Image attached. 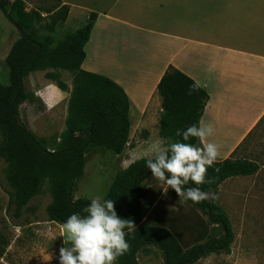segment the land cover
I'll return each mask as SVG.
<instances>
[{
	"label": "crops",
	"instance_id": "crops-1",
	"mask_svg": "<svg viewBox=\"0 0 264 264\" xmlns=\"http://www.w3.org/2000/svg\"><path fill=\"white\" fill-rule=\"evenodd\" d=\"M22 1L26 12L40 16L35 27L40 36L52 37L51 47L84 27L93 15L80 68L123 89L129 100L131 136L140 126L150 127L162 113L157 84L171 66L207 94L200 120L215 129L209 140L221 146L218 160L247 159V138L264 121V0ZM63 8L62 19L50 18ZM18 38L17 30L0 29V65H5ZM190 61L197 63V70H191ZM50 71H35L26 79L40 107L26 101L20 109L35 119L67 112L72 83L65 82L67 89L61 91L54 81L40 78ZM148 76L150 80H144ZM25 124L36 135L34 120ZM195 145L200 146L198 138ZM238 177L244 176L234 178Z\"/></svg>",
	"mask_w": 264,
	"mask_h": 264
},
{
	"label": "trees",
	"instance_id": "trees-1",
	"mask_svg": "<svg viewBox=\"0 0 264 264\" xmlns=\"http://www.w3.org/2000/svg\"><path fill=\"white\" fill-rule=\"evenodd\" d=\"M65 9L63 8L64 12ZM0 11L19 33V38L12 43L4 61L9 85L0 84V131L3 137L0 158L7 164L6 182L10 187L9 205L13 207L12 216L19 218L29 201L39 193L40 185L46 178H50L52 202L46 208L48 220L63 225L73 213L86 215L83 209L91 202L71 199V187L83 172L84 148L92 144L115 155L123 152L130 128L129 100L123 89L110 79L80 68L85 57L82 46L89 38L93 15L88 18L84 27L51 47L54 42L52 37L40 36L35 27L40 16L35 12H26L22 0H0ZM62 18L63 15L57 20ZM48 69L52 71L47 72L45 77L54 81L61 91H65L67 87L60 79V71L72 73V90L65 122L70 131L66 132V136L77 134L69 140L65 138L53 152L47 151L45 147L47 139L38 138L21 122L18 115L22 103L39 102L33 92L25 89L28 75ZM157 93L161 99L162 135L170 138L172 142L195 145L197 138L190 137L188 141H184L183 136H177L176 132H183L192 124H198L208 98L205 90L188 76L169 66L157 84ZM82 137L85 142L81 145ZM76 148L78 151L75 163L68 176L63 156ZM39 155H43L41 162ZM258 171L256 162L247 159L217 160L207 171V178L214 182L198 187L202 191L210 192L227 179ZM123 173L128 177V185L118 188L117 182H114L105 199L115 201L118 215L124 211L127 202L134 208H139L146 197V192L140 190L141 183L152 176L144 159L133 163ZM187 187L197 185L190 181L185 185ZM156 205L157 203L151 211H154ZM192 205L206 217V222L202 226L201 234L193 239L191 245L182 241L180 232L172 225H148L146 221L152 217L149 214L144 221L139 220L140 224L134 231L125 229L130 249L118 257L116 264H138L137 252L146 244L161 248L164 264H195L213 253H229L234 237L224 209L214 200L192 202ZM206 226H217L222 234L208 236ZM190 228L193 229L191 226ZM158 238H163L169 244V249L159 243Z\"/></svg>",
	"mask_w": 264,
	"mask_h": 264
},
{
	"label": "rangeland",
	"instance_id": "rangeland-1",
	"mask_svg": "<svg viewBox=\"0 0 264 264\" xmlns=\"http://www.w3.org/2000/svg\"><path fill=\"white\" fill-rule=\"evenodd\" d=\"M63 13L62 9L50 18L57 20ZM8 22L0 11V29L14 32L16 30L14 25H8ZM187 51L189 49L184 50ZM190 68L192 71L197 70V63L190 61ZM39 76L41 79L42 76L45 77L42 74ZM150 78L144 77V80L148 81ZM60 79L64 83H72V73L60 71ZM0 84L9 85L8 70L2 62ZM26 89L30 91L28 80H26ZM34 104L37 108L40 107L39 102ZM18 115L23 124L34 120L38 127L36 136L47 139L45 147L49 152H53L57 145L66 139L77 136L76 133L66 136V132L70 131V127L65 123L67 112L64 115L61 111H57L47 116V119L45 117L35 119L36 115L29 112L26 114L25 109H20L19 106ZM161 117L162 113L156 117L155 123H151L150 127L140 126L132 136L129 133L127 144L120 155L94 147L92 144L85 147L83 172L71 187V199L91 201V198L97 195L106 199L109 188L114 182H117L118 188L128 185V177L123 173L126 169L123 161L129 158V151L142 150L149 141L157 137L163 138L166 144L172 143L170 138L162 135L164 131L161 128ZM27 128L30 130V127ZM2 138L0 131V144ZM80 141L82 145L85 138L82 137ZM246 145L249 150L244 156L255 160L259 171L244 177H233L224 181L216 190L210 191L216 194L217 198L214 201L224 209L231 224L234 238L230 252L210 254L195 264H264V121L259 129L257 128L252 136L247 138ZM77 151L78 148L70 150L63 156L68 176L74 166ZM38 158L41 162L43 155H39ZM6 168V162L0 158V264H59V249L64 246V230L62 225L50 223L46 211L47 206L52 202L50 189L52 180L46 178L40 185L39 193L29 201L21 216L14 218L13 207L9 205L10 187L6 182ZM140 190L146 192V197L139 208L136 209L127 202L124 211L119 214L121 217L131 218L138 227L139 220L144 221L149 214H152V217L146 221L148 225H172L180 232L182 241L188 245H191L193 239L201 234L206 217L193 207L191 200L182 202L173 189L153 176L141 183ZM209 200L212 199L207 201ZM156 203L154 211H151ZM206 228L208 236L222 234V230L217 226H206ZM157 240L169 249V244L163 238ZM136 256L138 264H164L162 251L158 245L146 244L139 249Z\"/></svg>",
	"mask_w": 264,
	"mask_h": 264
},
{
	"label": "clouds",
	"instance_id": "clouds-1",
	"mask_svg": "<svg viewBox=\"0 0 264 264\" xmlns=\"http://www.w3.org/2000/svg\"><path fill=\"white\" fill-rule=\"evenodd\" d=\"M214 132L211 123L200 120L183 132H176L177 136H183L184 141L190 137L198 138L200 146L180 141L166 144L163 138L157 137L142 150L129 151V158L123 161V166L127 168L144 159L153 178L173 189L182 202L215 200V193L198 187L214 182L207 178L208 168L220 156L221 146L209 140ZM190 181L197 187L185 188ZM83 211L86 215L73 213L62 225L64 246L59 249V264H116L118 257L130 249L125 229L134 231L135 223L118 215L115 201L105 200L99 195L92 197Z\"/></svg>",
	"mask_w": 264,
	"mask_h": 264
}]
</instances>
